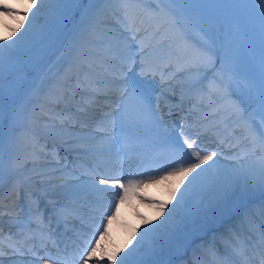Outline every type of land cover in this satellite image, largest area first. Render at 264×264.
Returning <instances> with one entry per match:
<instances>
[{
	"label": "snow or ice",
	"instance_id": "snow-or-ice-1",
	"mask_svg": "<svg viewBox=\"0 0 264 264\" xmlns=\"http://www.w3.org/2000/svg\"><path fill=\"white\" fill-rule=\"evenodd\" d=\"M66 2L79 4L80 0H20L16 5L8 0H0V19L11 18L16 21L15 27L4 23L9 33L7 36L0 32V187L5 164L4 101L5 96L10 95L4 86V73L11 71L13 57L21 49L34 45L37 39L35 26L41 13L47 8L49 13L55 14L57 7ZM105 2L116 4L108 15L116 18L119 30L115 33H99L95 20L100 13L90 14L93 0H89V8L84 10V17L91 22L92 30L99 35L100 46L91 49L87 54L89 58L77 66L78 70L74 74L66 77L59 89L50 94L46 121L42 126L28 129L31 133L29 143L25 145L20 136L12 138L8 156L10 169L17 170L31 165L34 177L28 179L50 185L51 181L45 182V173L40 169L49 167L59 171L60 168H67L69 153L75 151L67 139L68 120L71 117H65L57 110L62 104L76 101L77 98V115L87 116L97 111L101 113L99 117H93L96 120V132L100 134L101 153L119 155L118 146L139 138L133 133V126L143 127L162 122V117L156 116L159 102L157 107L153 108L150 86L140 78L149 76L153 79L159 76L163 86L171 89L173 94L178 85L182 96L184 92H188L201 104L207 99L208 107L222 108L229 119L234 118L233 122L238 125V130L233 129L232 133L238 137L236 146L247 147L249 154L257 158V162L243 173L234 176L210 174L216 165L218 152L201 148L198 134L195 137L187 135L186 126L181 125L180 139L165 140L171 162L162 169L163 175L147 181L129 178L126 183L117 175L101 176L98 182L94 180V185L98 183L110 186L99 191L109 192L112 198L108 201L107 214L103 215L100 224L93 230V235L80 256L83 264H89L92 260H95L96 264H117L118 260L119 264H146L141 254L145 237L152 240L150 248L144 253L146 255H155L165 247L179 250L192 236L220 221L228 211L230 200L245 201L254 195L256 189L264 191V75L258 88L253 89L249 85L246 100L233 98L231 89L236 74L231 67L232 57L218 47L213 30L201 20L203 14L191 7L195 0H155V4L153 0ZM260 2L264 4V0ZM25 21L28 22L27 27ZM193 32L199 33V36L193 37ZM160 95L165 96V93L161 91ZM101 100L106 103L101 105ZM18 125L19 119L14 117L12 127ZM117 132L120 133L119 136L116 135ZM49 138L52 140L51 146ZM57 140L60 141L59 144ZM76 142L79 143V138H76ZM186 180L187 186L179 193L175 204L169 208V204L176 198L178 186L184 185ZM170 181H177L178 185L169 188L168 200L157 204L155 219H164L158 224L154 221H143L145 224H152V227H145L140 233L141 239L136 248L124 252L132 243L131 239L123 247L109 248L101 243L108 237L109 228L117 219L120 206L128 201L130 195L137 194L141 186L160 185ZM197 187L213 189L216 193L214 200L209 201L208 207H203L201 201V204L191 211L181 214L182 210L188 207V193ZM9 192L19 198L23 185L19 181L14 182ZM26 195L30 201L29 210L31 211V203L36 205L32 223L35 224L36 219H39L36 230L40 232V243L46 247V237L39 226L46 222V216L40 212L39 199L35 193ZM53 210L56 212L55 205ZM11 211L6 212L0 203V217L6 214L11 216ZM200 216L202 219L199 221L195 219ZM54 218L55 216L51 219ZM2 237L3 229L0 228V238ZM224 238L228 246L241 257V264H264V204L261 205L259 216L249 213L237 224L230 225ZM31 239L35 240L36 237L32 235ZM2 245L3 240L0 239V257L5 255ZM8 247L14 255L20 254V249L12 243L11 236ZM121 252H124V255H120ZM50 259L54 260L55 264H66L65 259L51 255L43 258V264H49ZM221 264L228 262L223 261Z\"/></svg>",
	"mask_w": 264,
	"mask_h": 264
},
{
	"label": "rangeland",
	"instance_id": "rangeland-1",
	"mask_svg": "<svg viewBox=\"0 0 264 264\" xmlns=\"http://www.w3.org/2000/svg\"><path fill=\"white\" fill-rule=\"evenodd\" d=\"M8 2L16 5L20 3V0H8ZM100 2L101 0H93L90 10L91 13L96 11L98 3ZM37 7H39V4ZM191 7L203 14L201 20L210 30H213L218 47H221L222 52L227 51L232 57L231 67L236 74V80L233 82L231 89L234 94L233 98L239 97L242 100H246L249 85H251L253 89L258 88L262 75H264V4H262L260 0H195V2L191 4ZM88 8L89 0H80L79 4L66 2L57 7L55 14L49 13L46 8L37 18L35 26L37 39L34 45L30 48L21 49L13 57V67L11 71H5L4 73V86L10 92V95L5 96V114L8 112L10 101L18 96V92L28 90L30 96L24 99L20 108L13 109V116L10 122L11 128H9L11 132L4 141L5 164L0 191L3 192L4 189L8 188L7 193L6 191L5 193L10 194L9 189L14 182H20V179L17 177L18 174L23 173L29 184L36 187L37 192L43 193V200L45 202L48 193L51 195L50 201L54 202L56 205L59 203L63 205L64 202L70 205L73 204L84 212L89 219H92L95 217L92 211H90V209L86 211V206L88 205H80L78 201L79 198L80 200H84V203L85 201L88 202V200L91 202L95 201L101 206V209L105 208L106 204L103 203L102 198L93 196L92 193L87 190L88 187L84 181H89L93 178L87 170L96 165L99 160L102 162H109L112 155L116 153H101L99 150L100 142L85 138L87 135L91 136L93 134L100 136V134L96 132V120H94L93 117H99L101 113L97 111L91 112L87 116L83 114L77 115L75 105L79 102V98L68 104H62L57 110L60 113L65 110L71 111L74 115L73 117L66 116L71 117L70 120L74 121V123H68L67 128V139L71 142V148L75 149V151H70L69 153V159H71L70 162H72V165L68 163L67 168H60L59 171L49 167L40 169V171L45 173L43 178L45 182L51 181L49 185L47 183L40 184L36 182L35 179H28L29 177H34V173L31 171V165H28L26 168L21 167L17 170H12L8 164V150H10L9 146L12 138L20 136L23 138V143L27 145L31 138V133L28 129L42 126L45 123L46 114L49 113V107L48 101L44 102L42 99L44 97L49 98L54 90L59 89L66 77L74 74V72L78 70L77 66L89 58L87 55L88 52L100 46L98 44V40L100 39L99 35L92 30L91 22L84 17V10ZM32 11H35V9H32ZM100 12L102 11H99V13ZM108 13H110L108 10L104 12V14L100 13V16L95 20V27L99 30V33H115L119 30L116 18L108 15ZM28 19H31V14ZM82 21L90 24L83 25ZM5 22L15 27L16 21L11 18H7L6 20L0 19V32L7 36L9 33L4 27ZM27 23L28 22L25 21V27H27ZM70 23H74V25L63 38H60L59 35L55 36L58 31L62 32L64 27ZM21 31H23V29H21ZM17 35H19V33H17ZM192 35L193 37H198L199 33L193 32ZM57 41L59 42L56 45ZM10 42L11 41H7V43ZM71 43L75 45L76 49L73 53H70L69 50L71 49L69 45ZM48 48H51L50 53H47ZM48 54L51 56L49 60L52 59L50 61L48 60L49 62L46 60L49 56ZM68 54L72 58L69 62L70 64L62 63ZM56 68L59 69V76L55 74ZM138 70L137 66L136 71L138 72ZM140 78L150 86V99L153 108H156L159 102L160 107L156 112V116L162 117V122L145 125L143 127L133 126V133L139 137L138 139L144 142L142 141V143L139 144L135 139L130 143H122L118 146L120 148L119 154L122 155L118 161L120 169H122L124 164L130 166L134 165V168H139L147 160L146 153L149 147L153 150H155V148L158 149L157 152L160 154L157 159L158 161H165V165L170 163L171 157L167 153L165 140L167 138L180 139L179 134L181 130L177 129H181V125L186 126V131H189V134L186 132L187 135L195 137L198 134V143L201 148H204L203 146L210 147V149L206 151L218 152L216 165L211 170L210 174L234 176L247 171L257 162V158L249 154L247 147L236 146L238 137L234 136L232 133L233 129L238 130V125L233 122L234 118L229 119L228 114L223 111L222 108L219 106L208 107L209 101L207 99L201 104L198 100L193 99L191 93L188 92H184L182 96L181 89L176 85L175 81H173V84L176 85V88L175 94H173L171 89L163 86V82L160 80L159 76L155 77V79L150 76ZM204 83L206 85L207 80H205ZM45 85H48L50 90H43ZM161 91L165 93V96L160 95ZM39 93H42L43 96L40 97ZM165 97H167L166 102ZM29 98H31V102L33 101L34 104H27ZM104 103H106L104 100L100 101L101 105ZM113 107H115V105H113ZM180 107L182 110L178 111ZM14 117L19 119V125L17 127H12V120ZM78 120L80 121L78 122ZM116 135L119 136L120 133L117 132ZM148 137L150 140L147 141ZM76 138H79V143L76 142ZM221 141L224 142L221 143ZM56 142L58 144L60 143L59 140ZM180 142L182 143V140H180ZM51 143L52 140L49 138V146H51ZM159 150H161L162 153ZM163 153L167 155L165 158L163 157ZM63 154V150H61V155ZM211 163L210 161L209 164ZM154 165H157L155 161ZM112 166L114 167V165ZM151 173H146L145 177L139 179L147 181L152 177H158L163 175V170L155 169ZM128 179L129 178L125 180V183ZM242 179L241 177V180ZM78 181H80L81 188L76 186ZM162 185L166 187L167 182ZM261 191L260 189H256L254 195L245 201L230 200L228 202V211L220 221L213 224L211 228L200 231L192 236L191 239H194V243L189 248V255L187 257L189 264H196L197 257L195 253L198 249H200L201 253L199 255L208 254L209 248H205V246L208 243H213L214 238L216 240L218 237H222L221 234L223 233L220 232L222 229L232 224H237L240 218L243 217V213L246 216L249 212H254L256 215L261 212V205L264 204V196H262V200L259 203H254L253 201L254 197L259 195ZM142 194L143 191L141 186V188L137 190V194L130 195L129 199L132 196H142ZM0 195L1 197L4 196L3 193ZM215 195V191L211 188L197 187L193 189L188 193V207L182 210L181 214H183L184 211H191L197 205H200L201 201H203V207H208L209 201L214 200ZM14 196L16 197L15 199H1L0 203H2L6 212L11 210V206L17 210H12L11 216L6 214L0 217V227H4L5 230L6 227L4 224H6L7 226L18 227L22 230L23 226H30L36 230L39 219L37 218L36 223L33 224L32 220H30L23 211V202L20 201L15 194ZM150 196L153 195L142 196L140 200L148 205H152L156 210H158L157 204L159 202L166 201L163 197H157L155 195L153 197ZM244 202L248 204L243 205ZM173 204H175V202H171L169 208H171ZM31 207L33 209L36 208L34 202ZM257 208L258 212H256ZM88 212L92 215L88 216ZM134 212L143 219L141 220V226H138L131 220L125 221L124 223H122V219L113 221L114 224L121 225L122 230L127 231L126 242L131 239L132 243H134L132 244V248L137 247V242L141 239L140 233L144 231V228L152 227V224H145L143 221H154V223L158 224L161 220L155 219L156 216L154 214L147 216L142 212L140 213L138 210ZM94 213L95 215H106L97 210H94ZM195 219L199 221L202 219V216L196 217ZM39 226L48 234L54 233V231L51 230V223L47 222V220L44 224ZM212 228L218 229V235L216 234L212 240L204 244L202 239L207 236H209L210 239L213 236L215 231H212ZM134 231L135 237H133ZM6 233L8 234L6 236L7 238H0L3 240L2 246L5 251V255L0 259H5L7 256H14L15 258L21 257L29 260L33 259L27 252L22 253L21 255L23 256L14 255L8 247L9 236H11L12 243L15 244L20 251H25L26 246H31V239H27V242L24 243V241L15 238L12 232ZM81 233L83 232L81 231ZM112 243V248L117 246V243ZM151 244V238L145 237L143 247L141 248V254L146 264H163L165 261L175 258L178 255L176 254L177 251L175 248L168 247H165L163 251L155 255L144 254L148 251ZM120 255H124V252H121ZM33 261L31 263L35 264V261ZM102 264H105V262H102ZM117 264H119V260Z\"/></svg>",
	"mask_w": 264,
	"mask_h": 264
},
{
	"label": "bare ground",
	"instance_id": "bare-ground-1",
	"mask_svg": "<svg viewBox=\"0 0 264 264\" xmlns=\"http://www.w3.org/2000/svg\"><path fill=\"white\" fill-rule=\"evenodd\" d=\"M85 138H89V140H92L95 142H100V136L99 135H95V137H94V134L91 136L87 135ZM152 171L153 170L147 171V173H151ZM141 177L142 178L145 177V173L141 174L139 176L130 177V178L139 179ZM93 181H94V179H90L89 181H84V182L87 185L88 189H92V191L94 192L95 195H99L98 197H106V194L109 192H101V191H99V189L108 188L110 186L99 185L98 183L94 185ZM177 185H178L177 181H170V182H167L166 187L162 184H160V185L152 184V185H149L148 187L142 186V191L144 192L142 194V196H149L151 194L153 196L155 195L157 197H163L165 200H168L169 195H170L169 188L173 187V186H177ZM76 186L78 188H81L80 187V181H78L76 183ZM186 186H187V180L185 181L184 185L178 186V190H177V194H176L177 198H174L172 200V202H176V199L179 198V193L181 191H183ZM64 192H68V191H64ZM142 196H137V197L132 196L128 201H126L124 204H122L120 206V212H119L116 220L122 219L124 222L131 220L133 223L137 224L138 226H141L142 225L141 220H143V219L140 218L139 216H137V214H135V212H134L135 210H138V211H140V213L142 212L143 214H145L147 216H149L151 214H154L156 216L158 210H156L155 207H153L152 205H148L144 201L140 200L142 198ZM153 196H150V197H153ZM110 199H111V195H110V197L105 199L106 200L105 202L107 205L105 211H108V209H109L108 201ZM160 219L162 220V219H164V217H160ZM126 239H127V231L122 230L121 225L114 224V222H112V225L109 228L108 237H106L103 241H101V243L103 245L109 247V248H112V246H113L112 242L117 243V246H119V247H123V245L126 243ZM132 244H134V243H131V245H129V247L127 249H124V252H127L130 249H132V246H133ZM0 258H2V257H0ZM31 262L32 261L29 259L21 258V257L15 258L14 256H7L5 259H0V264H32ZM35 264H39V263H35ZM73 264H74V262H73ZM89 264H96V261L95 260L89 261ZM101 264H102V262H101Z\"/></svg>",
	"mask_w": 264,
	"mask_h": 264
},
{
	"label": "trees",
	"instance_id": "trees-1",
	"mask_svg": "<svg viewBox=\"0 0 264 264\" xmlns=\"http://www.w3.org/2000/svg\"><path fill=\"white\" fill-rule=\"evenodd\" d=\"M106 3V4H105ZM107 6L108 5V3L107 2H105V1H103L101 4H100V6Z\"/></svg>",
	"mask_w": 264,
	"mask_h": 264
}]
</instances>
